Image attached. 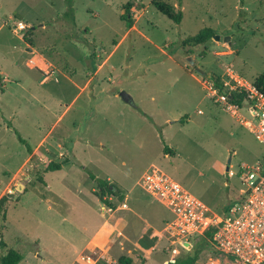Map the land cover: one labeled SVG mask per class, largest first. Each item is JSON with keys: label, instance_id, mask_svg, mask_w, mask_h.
Wrapping results in <instances>:
<instances>
[{"label": "rangeland", "instance_id": "1", "mask_svg": "<svg viewBox=\"0 0 264 264\" xmlns=\"http://www.w3.org/2000/svg\"><path fill=\"white\" fill-rule=\"evenodd\" d=\"M152 1L0 0V199L8 198L0 215L7 249L0 257L13 248L24 255L20 264H70L80 254L74 264H86V255L112 264L97 252L81 253L87 234L80 206L97 215L100 207L76 155L86 174L109 178L118 193L157 167L217 214L246 189L241 167H264V146L211 97L208 84L221 86L229 70L248 84L264 75V0H183L181 7L179 0H161L182 12L180 25ZM127 4L131 29L122 18ZM205 29L229 43L182 46ZM121 93L133 103L123 102ZM19 138L33 149V160ZM51 162L77 167L66 170L74 199L58 200L44 216L34 200L25 202L20 184L40 181L41 168ZM93 194L99 196L98 188ZM117 198L104 195L103 201L113 210ZM157 207L169 221L170 212ZM5 220L27 243L40 242V251L17 236L4 239ZM159 242L148 264L175 258L163 253L164 239ZM196 252V264L212 256L209 246ZM186 254L183 249L179 256Z\"/></svg>", "mask_w": 264, "mask_h": 264}, {"label": "built area", "instance_id": "2", "mask_svg": "<svg viewBox=\"0 0 264 264\" xmlns=\"http://www.w3.org/2000/svg\"><path fill=\"white\" fill-rule=\"evenodd\" d=\"M17 27L23 31L26 26L19 22ZM228 77L223 86L219 85L221 89L216 82L209 81L211 97L264 146V93L254 84L243 82L232 70L228 71ZM234 93L242 97L241 105L232 100ZM241 168L246 171L241 177L246 189L239 201L221 214L212 211L161 169L150 167L146 171L138 185L172 216L157 234L159 240L165 241L164 254L177 257L183 249L188 253L194 239L195 243L200 241L201 247L209 246L211 250L212 256L206 264H264V167L251 169L243 165ZM256 181L259 182L254 186ZM103 211L113 212L107 206ZM82 260L95 264L89 255Z\"/></svg>", "mask_w": 264, "mask_h": 264}, {"label": "crops", "instance_id": "3", "mask_svg": "<svg viewBox=\"0 0 264 264\" xmlns=\"http://www.w3.org/2000/svg\"><path fill=\"white\" fill-rule=\"evenodd\" d=\"M29 156L31 160L34 159L33 153L32 155L29 154ZM76 157L77 161L82 163L79 169L83 170V174L87 175L93 182L89 189L90 196L92 200H94L93 203L96 207L97 205L100 207L99 215H97L96 213L94 214V209L92 207L88 206L85 208L84 206H80L84 211V224L81 229L87 234V238L85 235L86 239L84 241L85 247L81 253L97 252L102 259L112 264H117L120 259H130L131 264L138 263L139 261H145L146 264H148L147 260L151 259L155 249L160 245L157 234L167 222L157 207L159 203L150 198L140 187L138 190L137 183V185H133L117 193L121 197V200L117 198L119 202L118 205L115 204L112 213L103 211V207L107 206V203L100 198V195L97 196L93 194L96 192V188H98L99 192L101 189H99L97 182L92 180L89 174H86V167L79 155H76ZM68 167L77 168L75 164L67 163L62 165V169L59 171L49 173L43 172L42 181L26 186L23 185L25 202H27V200H34L33 203L35 207H40L37 212H40L42 209V211L45 212L44 216H47L52 213L54 209L58 208V200L66 201L65 197L67 195L70 199H74L72 196L74 188L66 185V170ZM44 168L45 166L41 169L44 171ZM37 171L39 170L37 169ZM95 177L96 179H100L97 176ZM104 181L108 182L110 179L107 178ZM36 184H39L42 190L40 187H37ZM123 204L127 207L123 208ZM84 209H87L89 213L88 220H86V212ZM2 226L4 239L12 240L13 237L17 236L20 238V241L27 243L17 229L14 233L12 232L13 229L9 231L10 223L6 220ZM55 236L59 238L61 235L56 233ZM27 244H35L38 251H40V242L38 243L37 240L34 241V243ZM80 255L70 264L77 262Z\"/></svg>", "mask_w": 264, "mask_h": 264}, {"label": "trees", "instance_id": "4", "mask_svg": "<svg viewBox=\"0 0 264 264\" xmlns=\"http://www.w3.org/2000/svg\"><path fill=\"white\" fill-rule=\"evenodd\" d=\"M182 1L183 0H179V2H180L179 7H181ZM241 3H243V0ZM152 6L157 11H159L162 15L169 18L176 25L181 24L183 17H182V12L180 10H176L171 5H169L168 3H165L161 0H153ZM131 8H132V5L127 4V6L124 9V14L122 16L123 20L126 21V23H127L128 29H131L133 26L132 21H131V16H132ZM66 15L68 17L71 16V14L69 12H67ZM214 36H215V33L213 32V30L205 29V30L199 32L197 35L185 39L182 42V46L183 47L196 48V47L203 45L208 40L213 39ZM254 85L260 92L264 93V75L257 77L255 82H254ZM216 86L218 88H220L218 83L216 84ZM220 91L222 92L223 90H220ZM232 100L235 103H237L238 105H241L242 97L237 96L234 93L232 95ZM19 140L21 143L26 145L28 153L30 155H32L33 151H32V148L28 145V143L25 140H23L22 138H19ZM61 169H62V164L51 162L45 166L44 171H45V173H49V172L59 171ZM88 174L92 180L97 182L99 189H101V191L99 192V195H100V198L102 200H103L104 195H117L118 199L121 200V197L117 194L118 193L117 188L114 187V190L110 191L109 190L110 185L108 184L107 181L96 179V177L92 173H88ZM40 181H42V180H40ZM7 200H8L7 196L2 197L0 199V215H4L5 203ZM200 248H201L200 241H197L191 247V249L189 250V252L186 255L175 257V258L169 260V262L167 264H196L197 258H198V254L196 251H197V249H200ZM6 249H7V244L0 235V251L6 250ZM23 260H24V255L19 253L17 250L10 248L7 250L5 255L0 257V264H20ZM119 263L120 264H131V260L130 259H120Z\"/></svg>", "mask_w": 264, "mask_h": 264}, {"label": "water", "instance_id": "5", "mask_svg": "<svg viewBox=\"0 0 264 264\" xmlns=\"http://www.w3.org/2000/svg\"><path fill=\"white\" fill-rule=\"evenodd\" d=\"M213 39H214L215 41H218V42H226V43H229V40H230V39H228V38H221V37H218V36H214ZM196 71H197L198 73L202 74V75L204 74V72H203L202 70L196 69ZM120 98H121V100H122L123 102H125V103H127V104H132V99H131V97H129V96L126 95L125 93H121V94H120ZM230 162H231V161L229 160L228 164H230ZM226 171L229 172V168H227ZM258 182H259V181H256L255 184H254V186H256V185L258 184ZM20 187H23V188H24L23 184H20ZM109 190H110V191H113V190H114V187H113V186H110V187H109ZM19 194H20V193H18L16 196H19ZM14 196H15L14 194H11V195H9L8 197H9V198H14Z\"/></svg>", "mask_w": 264, "mask_h": 264}]
</instances>
